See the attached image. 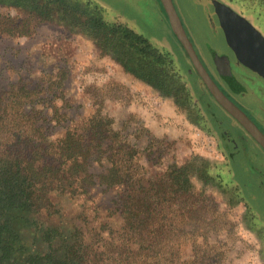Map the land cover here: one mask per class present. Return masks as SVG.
I'll list each match as a JSON object with an SVG mask.
<instances>
[{"label": "trees", "instance_id": "trees-1", "mask_svg": "<svg viewBox=\"0 0 264 264\" xmlns=\"http://www.w3.org/2000/svg\"><path fill=\"white\" fill-rule=\"evenodd\" d=\"M235 1L251 21L264 18V0ZM0 4L25 16L0 15L1 31L28 35L35 18L61 24L162 97L198 111L192 88L203 95L198 73L185 79L168 52L124 21L108 19L93 1ZM39 87L22 75L0 76V264H208V249L198 259L188 228L209 197L197 192L194 177L224 185L214 162L195 154L148 175L137 142L115 117L96 108L72 125L56 82L35 92Z\"/></svg>", "mask_w": 264, "mask_h": 264}, {"label": "rangeland", "instance_id": "rangeland-1", "mask_svg": "<svg viewBox=\"0 0 264 264\" xmlns=\"http://www.w3.org/2000/svg\"><path fill=\"white\" fill-rule=\"evenodd\" d=\"M91 1L102 8L108 19L124 21L168 52L179 72L190 81L188 73L195 71L193 62L174 33L161 0ZM202 1L204 4L199 0H174L201 54L208 60L214 54L215 62L222 61L225 70L229 64L232 74L230 59L223 53L227 46L222 32L213 26V18L208 20V13L210 17L214 15V5ZM223 1L244 11L235 0ZM0 15L25 17L22 9L1 4ZM252 22L264 32L261 15ZM30 27L34 30L28 35L0 30V76L13 81L21 75L33 79L35 86L40 83L35 92H40L47 80L55 81L58 103L72 116V125L96 108L115 117L116 124L129 130L131 140L137 142V157L147 166L148 175L162 172L172 161L185 163L195 154L213 161L223 187L216 181L203 183L194 177L197 192L204 190L209 196L204 213L195 219L194 227L188 228L197 243L198 259L207 248L208 264H264V191L259 186L264 184V149L252 139L242 144V150L232 157L222 130L237 136L243 128L214 100L206 84V87L201 81L199 84L203 95L196 84L192 85L198 111L193 106L180 108L172 98L162 97L126 72L86 35L36 18ZM238 67L235 68L238 75L254 79L257 98L251 105L262 118L256 107L262 108L264 117L262 77L252 71L247 75ZM45 93L42 91L41 95ZM213 113L214 117L210 115ZM233 199L238 200L234 205ZM205 241L209 245L203 244Z\"/></svg>", "mask_w": 264, "mask_h": 264}, {"label": "water", "instance_id": "water-1", "mask_svg": "<svg viewBox=\"0 0 264 264\" xmlns=\"http://www.w3.org/2000/svg\"><path fill=\"white\" fill-rule=\"evenodd\" d=\"M161 2L169 17L174 33L183 44L211 94L264 147V131L243 108L222 90L201 61L174 0H161ZM212 2L214 3L220 26L224 31L226 42L234 51L237 59L264 77V32L247 16L240 13L227 2L223 0H212ZM226 67V71L230 74V65L226 64Z\"/></svg>", "mask_w": 264, "mask_h": 264}, {"label": "flooded vegetation", "instance_id": "flooded-vegetation-1", "mask_svg": "<svg viewBox=\"0 0 264 264\" xmlns=\"http://www.w3.org/2000/svg\"><path fill=\"white\" fill-rule=\"evenodd\" d=\"M199 1H200L199 2L200 4H204L202 0H199ZM208 1H210V3H212L214 5V3L212 2V0H208ZM213 14L214 15L212 17H210L209 16V13H208V15H207L209 17L208 20L210 19L209 21H211V19L213 18L214 19L213 26L216 27V30L219 29L222 32V35L224 37L225 44L227 46V48L225 50L223 49V51H224L223 53L226 54L229 57V59H230L231 68H232V74L231 73L228 74V72L224 69L225 66L222 63V61H218L217 60V62H215L214 54H213L212 57L211 56L209 57V60H211V62L207 58H205V56H203L201 54L200 49L198 48V46L196 44V41L194 40V38L192 37V35H190V32H189L188 28L186 26H185V28H186V30H187V32H188L191 40L194 43V46H195V48L197 50V53H198L201 61L203 62V64L205 65V67L207 68V70L209 71V73L211 74V76L213 77V79L222 88V90L235 103H237L241 108H243L246 111V113L264 131V120H263L264 117H263V113L261 111L262 108L260 106H256L257 107V110L259 111V113L261 114V116H262L263 119L258 115L257 111H255V109L251 105L252 102L253 103L256 102L255 101L256 100L255 98H257L256 97L257 87L254 84V81H253L254 79L252 80L248 76L243 75V74L238 75V73L236 72L235 68L236 67L239 68L238 66H240L247 73V75H249V72L252 71V73H254L255 75H257L259 78L262 77V76H260L258 73H256L255 71H253L252 69H250L249 67H247L246 65H244L242 62H240L237 59L234 51L232 50V48L226 42V38H225L224 31H223L222 27L220 26L219 18L217 16V13L215 12V7H214ZM183 23H184V21H183ZM213 26L211 24H209V28L211 30L214 29ZM211 53H212V51H211ZM223 66H224V68H223ZM194 70L197 72L195 66H194ZM198 75L200 76L199 73H198ZM200 78L202 79L201 76H200ZM260 79H261L260 81L262 82L260 85H261V87L264 88V77H262ZM202 82L204 83L203 79H202ZM248 85H249V87H248ZM211 96L214 98V100H216V98L213 95H211ZM232 117H234V116L232 115ZM236 121H238V120L236 119ZM239 124L242 126L243 131L240 132L237 136L233 135L227 129H223L222 130V133L224 135L223 140L225 142L226 149L232 154V157L235 156L238 152H240L242 150L241 145L242 144L245 145L246 141H250V140L253 139L256 142H258L252 136V134L240 122H239ZM259 145L264 149V147L260 143H259ZM243 149H245V146H243ZM259 186H261L263 188V191H264V184H261ZM256 197H257V199L259 198L258 195Z\"/></svg>", "mask_w": 264, "mask_h": 264}]
</instances>
